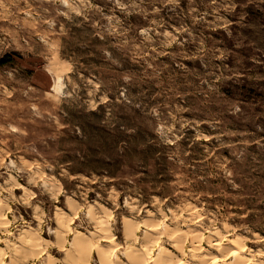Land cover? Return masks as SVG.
Segmentation results:
<instances>
[{
    "label": "rangeland",
    "instance_id": "1",
    "mask_svg": "<svg viewBox=\"0 0 264 264\" xmlns=\"http://www.w3.org/2000/svg\"><path fill=\"white\" fill-rule=\"evenodd\" d=\"M0 220V264H264V0H0Z\"/></svg>",
    "mask_w": 264,
    "mask_h": 264
},
{
    "label": "bare ground",
    "instance_id": "2",
    "mask_svg": "<svg viewBox=\"0 0 264 264\" xmlns=\"http://www.w3.org/2000/svg\"><path fill=\"white\" fill-rule=\"evenodd\" d=\"M101 210V209H100ZM193 217V216H192ZM1 221V220H0ZM3 221V220H2ZM1 223V222H0ZM3 223V222H2ZM2 225V224H1ZM2 228V227H1ZM100 228V227H99ZM2 230H4V229H2ZM33 230V229H32ZM130 231V230H129ZM126 233V232H125ZM78 235V234H77ZM108 237V236H107ZM106 237V239H109L110 237H108L107 238ZM144 237V236H143ZM150 237V236H149ZM182 237V236H181ZM129 238V237H128ZM100 239V238H99ZM150 239V238H149ZM180 239L181 238H175V239H173V243L174 244H180ZM74 240H75V237H74ZM101 240V239H100ZM102 241H104V239L102 240ZM148 241H150V240H148ZM145 242L144 243V245H143V254H141V255H138L139 253H137L136 255H133V254H135V253H133L132 251H128V250H126L127 252H125V255H126V258H127V262H124L123 264H175V261H176V259L177 258H179V264H186L181 258H180V254L178 255V253L175 251L174 252V250L172 251V249H168L167 247H160L159 248V255L157 256V257H153V256H150V257H147L148 256V252L152 249V247L153 246H155V245H158L157 243L156 244H154V242ZM157 242V241H156ZM106 244H108V246L109 245H115V246H118L117 245V242H116V238L113 236V238H111V240H106V242H105ZM126 243V245H128V243H130L129 242V240H127V242H125ZM73 244V251L71 252V254L69 253V255H76V256H81L82 254H84L85 255V252L84 251H87L88 250V248H87V242L81 237V236H78V237H76V240H75V242H73L72 243ZM33 245V244H32ZM131 245V244H130ZM129 245V246H130ZM176 245V246H177ZM241 245V244H240ZM10 246V245H9ZM175 246V247H176ZM222 245H221V243H219V242H213V247L214 248H219V247H221ZM114 247V246H113ZM126 247V246H125ZM169 247H173L172 245H169ZM30 248V247H29ZM103 248V247H102ZM102 248H101V250H102ZM131 248V247H130ZM130 248H128V249H130ZM177 248V247H176ZM18 249V248H17ZM20 249V248H19ZM177 249H179V248H177ZM186 249V248H185ZM111 250V249H110ZM109 250V251H110ZM115 250V249H114ZM114 250L112 251V252H114ZM171 250V251H170ZM222 250V249H221ZM99 252V261H100V263L101 264H108V262H110V259H109V256H108V253L107 252H104V253H102L103 251H100V250H98ZM105 251H107V250H105ZM151 251H153V250H151ZM179 251V250H178ZM230 255L232 256V257H234V259H235V262L233 263V264H237V262L239 261V256H240V253L241 252H243V250H242V247L241 246H238V244L236 243V246H234V248H230ZM3 252V251H2ZM112 252H111V254H112ZM147 252V253H146ZM222 252V251H221ZM89 253V252H88ZM142 253V252H141ZM228 253V252H227ZM25 254V253H24ZM124 254V253H123ZM87 255V254H86ZM146 255V256H145ZM172 255V256H171ZM182 255V254H181ZM228 255V254H227ZM16 256V255H15ZM117 256V255H116ZM203 257V256H202ZM213 257V256H212ZM219 257H221V256H219ZM219 257H216V258H214L213 259V264H227V263H221L220 261H219ZM241 257V256H240ZM48 258V257H47ZM80 259H79V262H78V260H77V262H78V264H81V263H85L86 262V260H84L83 258L84 257H79ZM184 258V257H183ZM78 259V258H77ZM206 259H208V258H205V260ZM26 260V259H25ZM24 259H21V258H19V257H15L14 259H13V261H12V263L11 264H24L25 261ZM196 260V259H195ZM205 260H200L199 261V259H198V262H195L194 264H205ZM50 261V259H48V263H50L51 264V262H49ZM234 261V260H233ZM241 261V260H240ZM57 262V261H56ZM55 262V263H56ZM243 262V261H242ZM30 263V262H29ZM73 263V262H72ZM75 263V262H74ZM53 264V263H52ZM116 264H122V262L121 261H119L118 260V263H116ZM210 264V263H209ZM229 264V263H228ZM232 264V263H231Z\"/></svg>",
    "mask_w": 264,
    "mask_h": 264
}]
</instances>
